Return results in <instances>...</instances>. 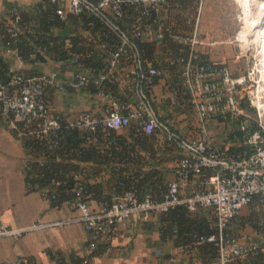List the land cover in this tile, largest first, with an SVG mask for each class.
<instances>
[{"label":"built area","instance_id":"obj_1","mask_svg":"<svg viewBox=\"0 0 264 264\" xmlns=\"http://www.w3.org/2000/svg\"><path fill=\"white\" fill-rule=\"evenodd\" d=\"M41 5L51 8L65 22L69 15L78 16L81 25L77 32L84 37L80 44L87 50L70 51L69 58L54 60L51 71L31 75L17 70L7 84L0 83L1 113L10 119L11 127L25 141L34 139L54 152L62 138L61 121L53 112L47 93L48 87L65 85L76 91L85 89L105 101L104 114L85 110L68 119L70 127L88 133V143L98 141L94 133L99 127L109 133L132 126L148 135L162 134L170 146L180 151L174 169L176 179L157 194L126 189L114 195L110 203L95 209L90 207L89 194L82 184L76 182L74 196L65 202L81 212L79 219L89 232L87 253L99 243L110 240L116 228L131 217L144 220L152 213H165L179 205H185L194 214L212 210V225L216 228V233L181 244L179 250L196 254L202 242L212 241L217 247V257L210 264H240L247 257L262 252L264 246L260 242L231 229L245 207L264 210V59L261 49L257 51L245 41L247 38L241 39L240 30L230 42H238L236 58L245 57L248 66L237 73L229 63L212 60L202 52L200 47L213 44L200 29L203 0H188L186 6L179 0H41ZM22 16L23 10L17 6L6 15H0V34L6 32L16 39L23 33ZM89 18H96L106 31L94 28L95 21ZM143 42L154 44L152 57L141 45ZM242 42L246 44L242 46ZM6 45L9 48L10 42ZM85 59H97L100 66L86 64ZM69 63L79 69L60 83L59 71H67ZM170 71L178 75L171 81L181 90L179 98L172 95L171 103L175 105L181 100L197 114L193 136L174 129L155 109L153 86ZM212 120L230 128L238 123L241 130H251L244 135V144L250 149L234 155L230 152L231 142L223 147L216 145L210 131ZM65 155L55 153L57 160ZM33 160L44 163L47 158L45 154L30 153L27 176L32 171ZM81 166V170L74 172L76 179L87 174L90 182L96 179L86 162H81ZM195 175L205 177L204 187H193L183 194L182 190ZM60 183L56 181V185ZM41 190L50 201L55 197L49 187ZM62 223L16 227L0 222V237L19 238L34 228ZM85 264L89 263L85 261Z\"/></svg>","mask_w":264,"mask_h":264},{"label":"crops","instance_id":"obj_2","mask_svg":"<svg viewBox=\"0 0 264 264\" xmlns=\"http://www.w3.org/2000/svg\"><path fill=\"white\" fill-rule=\"evenodd\" d=\"M212 2L213 0H203L200 24L201 32L210 39L212 37L210 32L213 29L218 28V36L223 33L222 30L226 31L223 29L226 23L220 18L219 13L215 12V16L210 14ZM40 5L41 0H0V15H6L12 7L17 6L36 22ZM227 40L220 36L219 39L212 40V45L200 47V50L212 60L231 64L227 60L229 49L224 45L228 43ZM0 57L10 64L12 72L40 69L45 73L54 68V60H56L46 56L45 61L27 63L20 58L17 51L9 49L5 45L1 36ZM78 69L79 66L69 63L67 71H59L58 80L62 83ZM174 74L173 71L167 72L165 77L153 86V103L162 120L169 122L179 132L193 136L196 133V112L181 100L175 105L171 103L173 94L177 96L181 94L180 87L178 89L176 83L171 81L175 79ZM50 104L55 114L63 115L67 119L75 118L85 110H91L101 115L104 114L105 107L104 99L85 89L76 91L65 85L51 88ZM131 127L118 130L117 133L124 135L132 142L134 140L131 136ZM210 131L216 145L223 147L230 144L228 140L230 126L227 124L212 120ZM155 137L156 152L153 156L149 151L139 147L137 143L134 144L142 158L138 166L143 170L159 169L165 183L169 184L176 179L174 169L180 157V151L170 146L162 134H155ZM29 157L30 153L25 140L17 130L11 127L10 119L0 112V222L11 226L25 227L39 223L63 221L60 225L34 228L19 238L0 237V264H62L60 259H63L67 264H72L76 257L88 254L89 232L79 219L81 212L68 202L60 206L53 205L42 193L41 188L28 181L26 163ZM86 163L92 171L97 169L95 162L88 161ZM135 167L137 166L135 165ZM92 173L93 177L97 176L96 179L91 180L92 183L102 180L106 184L105 192L113 193L112 182H109L113 177L110 171H105L102 173L103 175ZM99 175L100 178H98ZM204 180L203 176H193L182 193H188L193 187L203 188ZM89 205L95 209L101 206L96 200H90ZM253 209L255 208L245 207L239 218L232 223L231 229L234 233L245 234L251 240L258 241L264 246V211L257 212L255 224H251L248 222V217ZM203 215L209 220L214 219V215L207 210ZM166 224L163 221L162 213H152L148 219L144 220L131 217L125 224L116 228L110 240L101 242L106 246V250L95 256L92 259L93 263L210 264L213 262L214 259H211L209 253L204 249L198 248L196 254L179 250L181 244H189L192 241L178 239L174 232V235L170 232L165 234ZM240 264H264V250L256 257H247Z\"/></svg>","mask_w":264,"mask_h":264},{"label":"trees","instance_id":"obj_3","mask_svg":"<svg viewBox=\"0 0 264 264\" xmlns=\"http://www.w3.org/2000/svg\"><path fill=\"white\" fill-rule=\"evenodd\" d=\"M179 2L186 6L188 0H179ZM89 19L95 21L94 28L101 29L103 32L106 31L104 25L96 18ZM21 25L23 33L16 39L6 32H2L0 36L5 45L10 42L9 48L15 49L20 58L27 63L45 61L46 56L54 59H67L71 56L70 51L87 50L85 46L80 44L84 37L77 32V28L81 23L76 15H69L68 22H65L51 8L40 5L37 21L35 22L28 13L23 11ZM85 27L87 28L88 25ZM141 45L147 49L148 56L152 57L154 44L143 42ZM175 48L178 49V46ZM84 62L100 66V62L97 59H85ZM26 73L34 75L42 72L40 69H36L26 71ZM12 74L10 64L0 57V83L7 84ZM174 75L175 78L178 76L177 74ZM51 88L48 87L47 93L49 102L51 101ZM90 88L96 90L94 85H90ZM58 117L61 121L62 132L60 136L62 138L59 140V148L54 152L49 151L46 145L34 139L25 141L29 153L38 152V154L46 155L47 160L44 163L38 160L31 161L32 171L27 178L30 183L36 184L38 188L49 187L55 193V197L51 198L53 205L60 206L68 199H71L75 194L74 187L76 182H80L86 194H89L87 200H96L99 204L110 203L114 195L126 189L137 190L140 194L146 192L157 194L160 190L167 188L168 184L165 183L159 169L143 170L142 167L138 166L142 158L135 149L134 144L137 143L139 147L149 151L152 156L155 155V133L148 135L144 131L131 127V136L134 140L131 142L116 131L108 133L102 127H99L97 132L94 133L98 141L90 144L87 142L88 133H83L78 128L70 127L65 116L58 115ZM249 133H251V130H241L238 123L232 125L228 134V140L231 142V154L237 155L250 149L249 145L244 144V135ZM55 153L62 155L66 153V155L62 160H57ZM88 161L96 163L97 169L94 170V174H100L105 171L111 172L113 177L109 182H112L113 193L105 192L106 184L102 180L95 183L90 182V175L88 174L81 179L74 177V172L81 170V162ZM56 181L61 183L56 185ZM204 211L201 210L194 214L185 205H179L168 212L162 213L163 221L167 223L165 234L170 232L174 235L175 233L178 239L193 242L201 236L216 233V228L212 225L213 219L209 220L206 218L203 215ZM207 211L213 215L212 210L209 209ZM256 214V209H253L250 217H248L249 223L255 224ZM199 248L206 250L211 259L217 257V247L214 242H202ZM105 250L106 246L99 243L97 248L91 253L83 257H76L72 264H85V261L89 264H94L92 259L102 254ZM60 261L62 264H67L63 259H60Z\"/></svg>","mask_w":264,"mask_h":264},{"label":"rangeland","instance_id":"obj_4","mask_svg":"<svg viewBox=\"0 0 264 264\" xmlns=\"http://www.w3.org/2000/svg\"><path fill=\"white\" fill-rule=\"evenodd\" d=\"M249 2L250 0H219V2L218 0H213L212 10L210 12V14L212 13L213 16H215V12H218L220 18L226 23V25H224L225 28H223L226 29V31L222 30L221 32L224 34L220 33V36H222V38L228 39V43L224 44L229 49L227 60L231 62L229 65L231 68L233 67L235 73L240 71L241 68L248 66V64L245 57L239 58L237 60L236 54L239 50L238 42L231 43L230 41L237 36L240 30L245 28L246 24L250 27V29H253L249 32L247 31L248 35L245 41L255 46L257 51H260L261 49L257 38L259 37V33L264 30V25H260L264 24V0H254L253 4L252 1L251 3ZM209 18L211 17L209 16ZM217 29H213V31L210 32V36H212L211 39L213 38L212 40L220 38V36H218L219 32H217ZM242 32H244V29ZM253 40L255 41L252 42ZM241 44L244 46L246 43L242 42ZM260 55L261 54L259 52V57ZM232 60H235V62H232ZM260 210L261 209H256V212H259Z\"/></svg>","mask_w":264,"mask_h":264},{"label":"bare ground","instance_id":"obj_5","mask_svg":"<svg viewBox=\"0 0 264 264\" xmlns=\"http://www.w3.org/2000/svg\"><path fill=\"white\" fill-rule=\"evenodd\" d=\"M251 1H252V4H253V1L254 0H250V2L249 3H251ZM260 24V23H259ZM260 25H264V24H260ZM244 29V32H242V30ZM242 30H241V32H240V34H239V37L241 38V39H246L247 38V35H248V33H247V31L249 32V31H251L252 29H250V27L249 26H247V24L245 25V28H243ZM252 40V39H251ZM257 40H258V42H259V44H260V48H261V52H262V57H263V59H264V30H262L260 33H259V37L257 38ZM256 40V41H257ZM255 40H253L252 42H254Z\"/></svg>","mask_w":264,"mask_h":264}]
</instances>
